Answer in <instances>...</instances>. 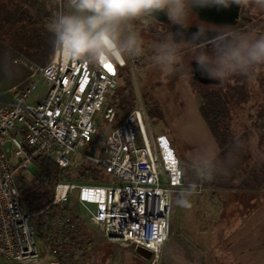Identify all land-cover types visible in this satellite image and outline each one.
Returning <instances> with one entry per match:
<instances>
[{
	"label": "built area",
	"instance_id": "built-area-1",
	"mask_svg": "<svg viewBox=\"0 0 264 264\" xmlns=\"http://www.w3.org/2000/svg\"><path fill=\"white\" fill-rule=\"evenodd\" d=\"M16 61L30 77L26 87L14 92L12 102L0 103V264H34L40 259L36 224L23 210L17 183L23 170L43 157L61 169L71 161L101 168L107 179L100 184L58 183L53 204H68L75 191L79 216L102 228L106 239L132 248L141 246L159 263L170 233L173 193L200 194L203 190L199 181L182 186L170 141L164 133L151 131L142 102L118 114L123 69L132 74L135 60L98 66L79 61L64 64L54 50L44 65ZM105 64H111L112 71ZM39 84L43 91L33 94ZM101 121L103 130L97 126ZM6 141L10 142L9 158H19L15 167L5 156L2 145ZM205 175L200 171L197 177ZM59 222L48 217L42 227L50 236L57 235ZM64 222L66 228L71 227ZM69 254L74 256L76 251L50 253V264H77L75 257L67 260Z\"/></svg>",
	"mask_w": 264,
	"mask_h": 264
},
{
	"label": "rangeland",
	"instance_id": "rangeland-1",
	"mask_svg": "<svg viewBox=\"0 0 264 264\" xmlns=\"http://www.w3.org/2000/svg\"><path fill=\"white\" fill-rule=\"evenodd\" d=\"M127 27L140 33L143 40V52L146 51L148 46H159L156 41L148 36L149 32L146 25L135 23ZM136 60L138 61L136 65H133L132 74L127 68L123 69V77L119 88L121 90L120 94L122 95L127 90L126 88L131 86L130 88H132L135 98L133 105L137 101L142 102L145 111L149 112L145 114H147L151 131L154 134L164 133L167 136L174 150L173 152L184 162L183 164H192L198 169L204 165L205 168L208 165H216L217 171H215L217 174L219 173L217 176L220 177L221 184H228L231 181L230 179L228 182L229 176L234 175L236 172L238 173L239 170H235L232 166L239 167L240 169L246 168V171L261 167V164L264 163L260 161L264 158V119L259 118V116L262 115V112L264 113V70H261V74L258 77L241 80V83L239 82L233 86L208 87L212 91L222 92V98L231 107L229 109L231 116L229 124L231 127L227 131H220L218 136L220 140L225 139L228 143L231 142L230 149L226 153L224 150H221L223 146L212 135V131L207 124L208 122L202 116L200 112V97L193 89L194 84L182 75V68L176 67L174 74L167 76L156 69L153 63L154 59H151L150 56L143 53ZM144 60L146 63H149L150 60L151 63L144 67L140 64ZM151 77L157 81L149 80ZM149 83L157 84L156 88L150 89ZM40 91H43V86L39 84L32 92L33 94H38ZM233 91L237 95L239 94L236 98L230 97ZM145 93H147V96H145ZM148 94H152V96L149 97ZM143 96L146 97V102L143 101ZM148 105L153 109L149 110ZM94 116L95 119L98 117L97 115ZM97 126L99 130H103L104 124L101 121L98 122ZM18 162L19 158H9V163L13 167ZM247 163L249 167L244 166ZM34 170V166L27 170L24 169L22 175L29 178ZM202 172L205 171L203 170ZM205 173L207 174V172ZM206 193L209 192L206 191ZM75 194L76 192L74 191L69 199V205L72 208H75ZM187 196L188 194L181 192L173 193L170 233L167 241L164 242L160 255L161 258L157 264H188L192 259H195L185 256L183 241H185L186 237L184 236V230H182L183 225L182 223L175 225V220H199L194 215L196 213L200 215L202 210L195 213V207L182 208L177 204L180 198H187ZM187 199L189 200L190 198ZM196 200L192 199L191 201L195 202ZM214 207L216 206H211V208ZM75 209L79 211L77 207ZM226 212L231 214V210ZM195 223L200 224L199 221ZM198 226L201 227L202 225ZM94 230L98 238L104 237L102 228L95 226ZM36 235H34L35 241L38 247H40V240ZM122 244L123 246L114 245L112 247L111 250L114 257L111 258L110 264H136L133 257L134 250L128 249L131 246ZM257 245L263 248L264 241L258 242ZM205 251L208 253L207 249ZM44 253V255L40 256L39 261L34 264H50L52 258L49 256V253ZM212 259L213 257L210 255L209 261ZM140 260L142 264H156L151 258ZM198 261H200V258ZM255 261V264H264V257H256Z\"/></svg>",
	"mask_w": 264,
	"mask_h": 264
},
{
	"label": "trees",
	"instance_id": "trees-1",
	"mask_svg": "<svg viewBox=\"0 0 264 264\" xmlns=\"http://www.w3.org/2000/svg\"><path fill=\"white\" fill-rule=\"evenodd\" d=\"M58 10V4L52 0H0V103L12 102L14 92L23 89L29 83L30 72L26 67L16 60L26 59L40 65L46 64L54 51L52 46V34L48 31L50 20ZM49 25V26H47ZM131 86L120 94L116 106L118 114H125L134 103V93ZM239 95V94H238ZM236 95V96H238ZM236 96H234L236 98ZM200 112L208 122L212 135L223 146L221 150L226 153L230 149L231 142L220 140V131L230 129L231 108L223 96L211 89L201 92ZM146 102V97L143 96ZM144 102V103H145ZM148 104V103H145ZM152 107L148 105V109ZM146 113H149L146 111ZM264 119V113L259 116ZM222 131V132H223ZM212 136V137H213ZM178 158V157H177ZM181 168V182L183 187L190 184L201 183L202 192L196 194L203 197L207 190L219 187H230L232 184H221L217 176L216 165H208L198 169L192 164H183L178 158ZM262 165V164H261ZM264 165V163H263ZM249 167L248 163L244 165ZM235 170L239 167L232 166ZM34 172L29 178L22 174L18 177L19 197L23 210L31 215L33 223L36 224V236L40 240V254L44 252L58 255L61 252L76 251V255H66L67 260H76L80 255L88 252L91 243L90 226L87 221L76 213L71 205L53 204L55 186L60 182H78L83 184H100L107 179V174L98 166L88 162L71 161L66 167H59L53 160L43 157L35 160ZM199 170L207 172L205 178L199 179ZM216 170V171H215ZM232 180V177H231ZM186 194V193H185ZM188 196H194L188 194ZM48 217L60 220L61 229L57 235L50 236L48 229L42 224ZM67 220L70 228H66ZM60 238L61 244L56 245ZM42 251V253H41ZM78 264V263H77Z\"/></svg>",
	"mask_w": 264,
	"mask_h": 264
},
{
	"label": "clouds",
	"instance_id": "clouds-1",
	"mask_svg": "<svg viewBox=\"0 0 264 264\" xmlns=\"http://www.w3.org/2000/svg\"><path fill=\"white\" fill-rule=\"evenodd\" d=\"M57 4L48 31L61 62L79 61L97 66L102 62L127 63L142 56L140 33L127 27L137 22L142 25L147 21L159 22L163 15L179 35L190 26L193 12L198 8L235 5L264 12V0H57ZM210 31L200 24L196 34L204 38ZM216 35L224 39L210 49L192 47L189 61L195 62L196 71L221 86L235 78L252 79L261 74L264 33L232 29L226 35ZM183 56V48L169 34L154 50L153 63L158 71L171 76ZM177 204L191 207L187 198H180Z\"/></svg>",
	"mask_w": 264,
	"mask_h": 264
},
{
	"label": "crops",
	"instance_id": "crops-1",
	"mask_svg": "<svg viewBox=\"0 0 264 264\" xmlns=\"http://www.w3.org/2000/svg\"><path fill=\"white\" fill-rule=\"evenodd\" d=\"M260 161L264 162V158ZM231 177L230 187L207 190L209 193L203 197L194 193L187 196L195 213L202 210L200 215H194L199 220H175V225H183L185 256L195 258L188 264H255L256 257H264V247L257 245L264 241V165L254 170H239L229 176L228 182ZM192 199L197 200L192 202ZM89 226L91 243L88 252L79 256L78 264H110L114 257L112 247L123 244L98 238L94 227ZM133 254L135 263L142 264L140 259L144 257ZM210 255L213 259L209 261Z\"/></svg>",
	"mask_w": 264,
	"mask_h": 264
},
{
	"label": "flooded vegetation",
	"instance_id": "flooded-vegetation-1",
	"mask_svg": "<svg viewBox=\"0 0 264 264\" xmlns=\"http://www.w3.org/2000/svg\"><path fill=\"white\" fill-rule=\"evenodd\" d=\"M228 13L230 14H220V16H214L209 17L205 15V18L201 19L196 11L193 12V16L191 19L190 27H196L198 28V25L203 24L208 29H211L209 33H224L225 35L229 33L232 29H237L239 31H250L251 34H259L264 33V12H258L254 8H238V6H231L228 8H224ZM235 14V15H234ZM139 23V22H137ZM144 25H146L147 31L149 32L148 36H150L154 41L157 42V44L160 46L161 42L168 38L169 34H172V38H178L176 40L178 46H181L184 51V56L182 61L176 66L181 67L183 70V74L187 80L191 81L194 85L193 89L197 92L198 95L201 94V92L209 90L210 86L212 87H223V86H233L237 83H241V80H246L243 78H235L230 82L225 83L224 85H218L215 81L211 82H200L196 81L194 79V76L198 79H207L206 77L202 76L199 71L195 70V62L189 61L191 59L192 54V47L198 46L200 48H211L213 45L219 43L224 39L223 36H215L213 38L207 39L203 42H200V44H195L192 41H189V39L196 38L198 39L199 36L193 33H189L187 37L189 39H186L184 35H177L176 34V27H173V25L169 24V22L166 20L160 21V22H153V21H147ZM202 38V37H201ZM159 46H148L146 48V51L143 52L144 55H148L151 57V59H154V50L157 49ZM145 57V56H144ZM150 59V58H149ZM138 60H135V65L137 64ZM189 61V62H188ZM140 63L142 66H147L145 60L141 61ZM190 66V67H189ZM191 68V70H190ZM154 79V80H153ZM149 80H152L156 82L155 78L151 77ZM149 88H156L157 84L149 83ZM235 91V90H234ZM231 92L232 96L234 97L237 94L235 92ZM264 91V88H263ZM221 95L223 96L222 92ZM145 96H147V93H145ZM149 97L152 96V94H148ZM151 100V98H150ZM149 100V101H150ZM153 102V101H152Z\"/></svg>",
	"mask_w": 264,
	"mask_h": 264
},
{
	"label": "water",
	"instance_id": "water-1",
	"mask_svg": "<svg viewBox=\"0 0 264 264\" xmlns=\"http://www.w3.org/2000/svg\"><path fill=\"white\" fill-rule=\"evenodd\" d=\"M194 11H196L197 13H198V15H199V17L201 18V19H203V18H205V15H206V17L207 16H209V17H214V16H220V14H230V13H228L224 8H217V7H215V6H209V7H202V8H198V9H195ZM235 15V14H234ZM164 20H166V17L165 16H163V15H161L159 18H158V21L160 22V21H164ZM173 27H175V26H173ZM197 30H198V28H196V27H188L185 31H184V33H182V34H179V35H184L185 36V38L186 39H189L187 36L188 35H190L189 33H193V34H196L197 33ZM197 36H199V38L198 39H196V38H193L192 40L191 39H189V41H192L193 43H195V44H200V42H203V41H205V40H207V39H210V38H213V37H215L216 36V34L214 33H208V35H207V37H204V38H201V35L200 34H196ZM175 40H177L176 38H174ZM194 79L196 80V81H200V82H203V83H206V82H211V80H209V79H198V78H196L195 76H194ZM10 144V142L9 141H6L2 146H3V148L5 149V156H6V158H9L10 157V149H9V145ZM134 252L136 253V254H138L139 256H141V258H143L144 257V259H150V255H151V253H150V251L149 250H147V249H145V248H143V247H141V246H135L134 247Z\"/></svg>",
	"mask_w": 264,
	"mask_h": 264
},
{
	"label": "snow or ice",
	"instance_id": "snow-or-ice-1",
	"mask_svg": "<svg viewBox=\"0 0 264 264\" xmlns=\"http://www.w3.org/2000/svg\"><path fill=\"white\" fill-rule=\"evenodd\" d=\"M104 67H105L106 69H108V71H112V66H111V64H105Z\"/></svg>",
	"mask_w": 264,
	"mask_h": 264
}]
</instances>
